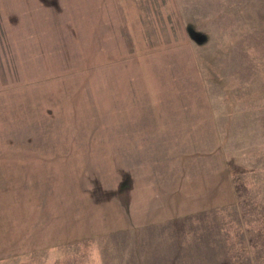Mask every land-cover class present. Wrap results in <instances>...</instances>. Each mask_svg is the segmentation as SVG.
<instances>
[{
  "label": "rangeland",
  "instance_id": "374dc122",
  "mask_svg": "<svg viewBox=\"0 0 264 264\" xmlns=\"http://www.w3.org/2000/svg\"><path fill=\"white\" fill-rule=\"evenodd\" d=\"M264 264V0H0V264Z\"/></svg>",
  "mask_w": 264,
  "mask_h": 264
},
{
  "label": "clouds",
  "instance_id": "9594fccd",
  "mask_svg": "<svg viewBox=\"0 0 264 264\" xmlns=\"http://www.w3.org/2000/svg\"><path fill=\"white\" fill-rule=\"evenodd\" d=\"M93 264H101L99 249H94L92 254Z\"/></svg>",
  "mask_w": 264,
  "mask_h": 264
}]
</instances>
